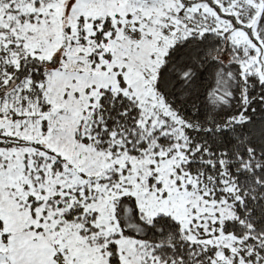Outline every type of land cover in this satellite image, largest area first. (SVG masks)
<instances>
[{
  "label": "snow or ice",
  "instance_id": "snow-or-ice-1",
  "mask_svg": "<svg viewBox=\"0 0 264 264\" xmlns=\"http://www.w3.org/2000/svg\"><path fill=\"white\" fill-rule=\"evenodd\" d=\"M0 264H264V0H0Z\"/></svg>",
  "mask_w": 264,
  "mask_h": 264
}]
</instances>
